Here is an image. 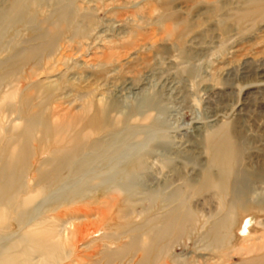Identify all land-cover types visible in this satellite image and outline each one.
Wrapping results in <instances>:
<instances>
[{"label": "rangeland", "instance_id": "1", "mask_svg": "<svg viewBox=\"0 0 264 264\" xmlns=\"http://www.w3.org/2000/svg\"><path fill=\"white\" fill-rule=\"evenodd\" d=\"M249 1L27 2L25 21L4 28L0 42V151L7 139L22 126V121L16 118L17 110L12 114L1 111L4 96L17 87L12 98L18 109L24 94L25 98L30 95L33 99L36 95L34 103L37 104L45 94L52 93L46 113L57 123L80 122L89 102L92 111L88 116L101 106H108V141L105 142L109 153L123 148V141L133 143L139 140L131 136L138 133L140 127L152 125L162 129L169 137L167 143H152L148 165L134 179L135 198L144 208L150 206L149 193L162 192L163 197L183 184L185 179L200 178L207 160L205 134L223 123L233 127L235 139L244 147L245 168L264 172V16L260 19V16L246 17L240 22L235 20L248 8ZM259 1L264 5V0ZM9 3L10 0H0V10ZM64 6L72 7L73 23L86 26L85 33L74 36L72 26L63 25L53 49L25 60V79L7 78L3 81L1 73L6 68L7 58L20 48L29 49L47 41V38L42 39V34L47 33L49 22ZM89 14L92 19L88 20L86 15ZM180 27H185V35L177 39L172 30ZM146 115L151 119L143 120ZM40 136L36 135L35 148L46 147L47 152L36 156L34 167L29 170V187L33 186L30 175L50 153L57 139L55 135L47 144L45 141L48 140L40 141ZM140 137L143 139L144 135ZM126 163H122L123 169ZM179 170L182 173L177 175ZM111 183L98 182L89 193L75 197L72 202L58 199L63 201L61 204L46 203L47 199L41 193L24 194L36 198L30 208L42 205L40 215L52 217L58 209L79 204L86 209L98 204L106 197L102 191ZM241 184L263 191L264 177L249 174ZM158 197L161 196L158 194ZM193 201L197 207L205 209L204 213L214 210L217 204L215 198L210 203L204 195H197ZM156 204H160V199ZM57 205L62 206L55 208ZM249 205L248 211L237 216L232 245L239 246L246 236H249V243L257 237H264V202H249ZM97 215L91 214L87 222L91 231L96 226ZM134 219L140 220L141 217ZM6 224L9 226L5 230L13 236L30 229L21 230L12 216L6 218ZM64 225L69 227V224ZM114 226L109 221L108 226L87 234V239L78 243L81 253L97 252L106 243L114 249L115 244L98 239L107 229L112 232ZM198 234L196 232L192 238L182 237L172 253L187 259H192L195 254H209V250L198 242ZM90 241L91 247L86 249L84 245ZM37 255L31 257L32 264L42 260ZM246 256L235 253L230 262L238 264ZM130 258L127 257L122 264H133L134 260L129 262ZM61 264L74 263L65 260Z\"/></svg>", "mask_w": 264, "mask_h": 264}, {"label": "bare ground", "instance_id": "2", "mask_svg": "<svg viewBox=\"0 0 264 264\" xmlns=\"http://www.w3.org/2000/svg\"><path fill=\"white\" fill-rule=\"evenodd\" d=\"M36 1L10 0L9 5L0 10V42L4 28L25 21L28 13L26 3ZM247 3L248 8L236 14V22L246 17L263 18L264 5L261 1L250 0ZM74 17L71 6L59 9L55 19L49 22L47 33L42 34V39L48 40L29 49L20 48L7 58L1 79H25V60L53 49L63 25L72 26L74 36L83 35L86 26L73 23ZM86 19H92V16L86 15ZM172 31L177 39L185 35V27ZM14 92H17V87L1 102L3 113L12 114L17 110L16 118L22 121V126L7 139L0 151V264H32L31 257L35 253L42 258L38 264H61L65 260L74 264H122L129 256V262L134 260L133 264H232L231 257L235 253L243 256L252 254L238 264H264V237H261L263 240L257 237L249 243V236H246L239 246L231 243L237 216L249 210V202H264V190L258 192L251 185L241 184L247 175H261L263 178L264 172L245 168L244 147L235 139L231 125L223 123L205 134L207 160L199 179H185L183 184L163 197L162 192L149 193L147 199L150 206L144 208L135 198L134 179L146 169L152 155V143H167L169 137L162 129L152 125L140 127L138 133L131 136L139 140L133 143L123 141V148L109 153L105 142L108 141V106L103 105L88 116L92 111V103L89 102L80 122L57 123L51 121L46 113L52 93L45 94L37 104L34 103L35 94L34 99L30 95L25 98L24 94L18 109L12 98ZM150 119V115L143 118ZM37 134L41 135L40 141L48 140L45 141L47 144L53 136L56 135L57 139L50 153L30 175L33 186L29 187V170L34 167L36 156L47 152L46 147L35 148ZM124 162L127 166L123 169ZM181 173L179 170L177 175ZM104 181L112 183L102 191L106 196L103 201L86 209H82L80 204L58 209L52 217L40 215L42 205L30 208L36 198L24 194L41 193L45 195L46 203L61 204L63 201L58 199L72 202L75 197L89 193L96 183ZM110 194L113 195L108 198ZM197 195H204L209 202L215 198L216 208L204 213L205 209H200L193 201ZM158 199L160 204L157 206ZM59 206L62 205L55 208ZM154 208L157 210L154 211ZM91 214H98L96 228L92 231L87 227ZM8 216L17 221L21 230L30 228L29 231L19 236L11 235L5 230L9 226L6 224ZM110 216L112 218L109 219ZM139 216L140 220L134 219ZM109 221L115 225L114 230L108 232L105 229L106 232L98 239L108 240L116 247L110 249L111 246L106 243L97 252L83 255L78 243L87 239V234L108 226ZM65 223L69 227H65ZM196 232L199 233L198 242L209 250V254H195L192 259H187L172 253L182 237L192 238ZM91 243H85V248H90ZM93 256L98 257L88 261Z\"/></svg>", "mask_w": 264, "mask_h": 264}]
</instances>
